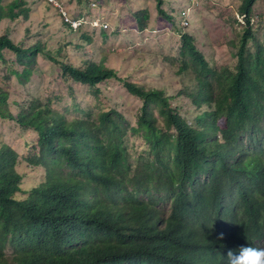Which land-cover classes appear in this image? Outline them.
<instances>
[{"label": "trees", "instance_id": "trees-1", "mask_svg": "<svg viewBox=\"0 0 264 264\" xmlns=\"http://www.w3.org/2000/svg\"><path fill=\"white\" fill-rule=\"evenodd\" d=\"M2 2L0 22L29 18L25 0ZM241 2L246 26L236 69L217 71L194 37L181 34L178 72L192 73L196 82L173 95L121 77L111 67L78 66L52 56L40 41L25 47L0 36V61H6L5 51L13 52L25 66L15 71L20 78L28 77L41 53L66 80L99 91V84L116 79L142 101L137 125L131 126L115 108L96 118L67 120L50 108L51 99L13 114L1 106L6 94L0 96L1 117L37 132L26 161L45 171L37 186L23 191L18 152L7 144L0 148V264H228L229 250L259 248L264 239V43L251 25L257 0ZM163 5L157 0L158 15L171 21ZM145 14H134L140 31L146 30ZM182 94L201 110L191 121L173 103ZM130 130L145 139L150 157L134 173L126 147ZM21 192L27 196L20 198ZM164 197L170 202L166 216L157 207Z\"/></svg>", "mask_w": 264, "mask_h": 264}, {"label": "rangeland", "instance_id": "rangeland-1", "mask_svg": "<svg viewBox=\"0 0 264 264\" xmlns=\"http://www.w3.org/2000/svg\"><path fill=\"white\" fill-rule=\"evenodd\" d=\"M2 1L3 5H8L14 0ZM25 1L29 18L2 20L0 36L7 34L25 47L40 41L43 52L52 56L65 58L78 66L95 62L111 67L121 77L146 88L165 89L170 95L182 93L181 89L196 82L192 73L178 72L181 34L194 37L195 45L211 67L217 71L235 70L238 41L246 26L239 11L241 0H163V8L172 17L171 21L158 15L157 0ZM56 5L70 18L82 22L78 32H70L62 25ZM187 9L191 24L183 28L180 12ZM142 11L147 17L144 31L138 29L134 18L136 12ZM251 25L257 40L264 43V0H257L254 5ZM254 42H250L252 52L255 51ZM5 55L6 61H0V96L6 94V102L1 106L7 112L17 114L23 106L27 109L30 103H47L51 99L50 108L67 120L96 118L102 110L115 108L131 126L137 125L142 101L129 93L120 81L106 80L97 86V91L95 87L64 79L58 65L41 53L30 66L28 77L20 78L15 71L22 72L25 66L18 63L13 52L7 50ZM173 103L189 121L201 111L184 94L176 95ZM35 141V130L0 115V148L7 144L18 152L16 169L23 176V191L37 186L45 176L42 167L26 161V157L34 152L31 146ZM126 147L134 173L137 165L150 159L149 149L145 139L131 130L126 137ZM26 196L25 192L19 194L20 198ZM164 198L157 207L166 216L170 202ZM259 248H264V239Z\"/></svg>", "mask_w": 264, "mask_h": 264}, {"label": "clouds", "instance_id": "clouds-1", "mask_svg": "<svg viewBox=\"0 0 264 264\" xmlns=\"http://www.w3.org/2000/svg\"><path fill=\"white\" fill-rule=\"evenodd\" d=\"M57 7V11L61 14L63 24L69 26L72 30H79V28L82 26V22L78 19H72L70 18L67 14L64 13L63 8L59 6ZM182 12H187L189 15V9L187 10H182L180 12V15ZM64 17H68L70 20L76 21L79 23L77 28H72L71 25L67 24L64 22ZM182 20H180L181 22ZM190 23V21H189ZM191 24V23H190ZM183 28H188L184 27ZM106 29V28H104ZM218 239H223V233H221L218 237ZM227 261L228 264H264V248H257V247H252L250 245L248 246H240L237 250H229L227 253Z\"/></svg>", "mask_w": 264, "mask_h": 264}, {"label": "built area", "instance_id": "built-area-1", "mask_svg": "<svg viewBox=\"0 0 264 264\" xmlns=\"http://www.w3.org/2000/svg\"><path fill=\"white\" fill-rule=\"evenodd\" d=\"M181 24L184 26V27H188L190 25L189 23V15L187 12H182L181 13ZM64 22L71 25L72 28H77V26L79 25L78 22L76 21H73V20H70L68 17H64ZM106 28V27H105Z\"/></svg>", "mask_w": 264, "mask_h": 264}]
</instances>
